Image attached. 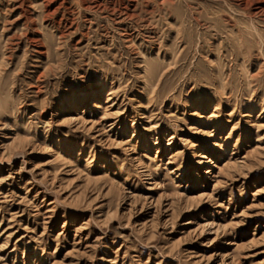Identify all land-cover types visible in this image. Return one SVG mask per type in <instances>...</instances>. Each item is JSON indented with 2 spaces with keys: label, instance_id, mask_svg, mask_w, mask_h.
<instances>
[{
  "label": "rangeland",
  "instance_id": "obj_1",
  "mask_svg": "<svg viewBox=\"0 0 264 264\" xmlns=\"http://www.w3.org/2000/svg\"><path fill=\"white\" fill-rule=\"evenodd\" d=\"M0 264H264V0H0Z\"/></svg>",
  "mask_w": 264,
  "mask_h": 264
}]
</instances>
